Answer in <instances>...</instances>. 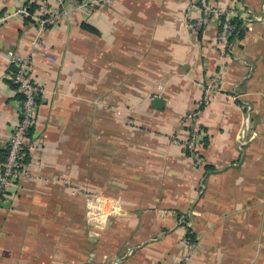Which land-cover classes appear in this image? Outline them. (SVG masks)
I'll list each match as a JSON object with an SVG mask.
<instances>
[{"label":"crops","instance_id":"crops-1","mask_svg":"<svg viewBox=\"0 0 264 264\" xmlns=\"http://www.w3.org/2000/svg\"><path fill=\"white\" fill-rule=\"evenodd\" d=\"M209 1L244 30L225 50L216 21L188 25L201 15L188 0H113L43 31L32 176L2 204L0 264H173L187 233L190 264H264V0ZM38 2L0 0V14ZM35 31L0 25V170L21 101L6 52ZM215 76L196 165L188 115Z\"/></svg>","mask_w":264,"mask_h":264},{"label":"built area","instance_id":"built-area-1","mask_svg":"<svg viewBox=\"0 0 264 264\" xmlns=\"http://www.w3.org/2000/svg\"><path fill=\"white\" fill-rule=\"evenodd\" d=\"M113 0H77L72 7L68 6L67 0H57L50 3V0H39L37 7L30 9L29 3H25L18 8L5 10L0 14V25L20 16L32 22L36 31L30 40L28 51L19 55L12 50L6 52L7 61L13 66L9 79L14 89L21 95L20 106L17 111L15 125L7 140L6 155L0 170V210L4 200L10 195L11 188L19 181L27 179L32 174L25 168L24 160L26 151L33 146L28 137L34 128L36 108L39 97L43 94V88L30 79L29 70L32 60L36 56H42L52 60L53 56L47 52L46 44L42 41V33L47 28L57 24L59 20L72 13L89 14L95 8L102 5L111 4ZM190 8H199L201 15L191 20L186 16L189 26L196 29L207 28L208 25L216 21L218 25L217 44L221 49H226L229 45V36L236 29L233 20L236 18L235 9L229 7L224 9L209 0H188ZM219 76L210 78L208 83L202 85V95L198 100V107H205L209 104L212 95L219 92ZM190 121V137L185 142V148L189 151L190 157L196 165L202 163L199 148L202 145L204 131L198 120V111H192L188 115ZM88 196V195H87ZM184 249L173 264H190L194 242L188 238H183Z\"/></svg>","mask_w":264,"mask_h":264},{"label":"trees","instance_id":"trees-1","mask_svg":"<svg viewBox=\"0 0 264 264\" xmlns=\"http://www.w3.org/2000/svg\"><path fill=\"white\" fill-rule=\"evenodd\" d=\"M29 6H30V9L31 10H33V9H35L36 7H37V5L36 4H32V3H29ZM233 22H234V24L236 25V29L234 30V32L229 36V42L233 39V38H235V37H241L242 35H243V32H244V30H243V28H242V24H241V21L239 20V19H237V18H234V20H233ZM21 99H22V97H21ZM201 108H203V107H197V109L195 110V111H200L201 110ZM201 128H202V126H201ZM203 129V128H202ZM204 131V130H203ZM202 145L201 146H204L205 144H206V139H205V137L203 136V138H202ZM187 151V150H186ZM188 152V154H189V151H187ZM200 152V151H199ZM199 155H201V154H199ZM189 156H190V154H189ZM194 161V160H193ZM186 238H188L189 240H191V241H195V239H194V237H193V235L192 234H189V233H187V235H186Z\"/></svg>","mask_w":264,"mask_h":264},{"label":"water","instance_id":"water-1","mask_svg":"<svg viewBox=\"0 0 264 264\" xmlns=\"http://www.w3.org/2000/svg\"><path fill=\"white\" fill-rule=\"evenodd\" d=\"M162 100H161V98H159V97H155L154 99H153V105L155 106V107H160L161 106V102Z\"/></svg>","mask_w":264,"mask_h":264},{"label":"rangeland","instance_id":"rangeland-1","mask_svg":"<svg viewBox=\"0 0 264 264\" xmlns=\"http://www.w3.org/2000/svg\"><path fill=\"white\" fill-rule=\"evenodd\" d=\"M183 240V239H182Z\"/></svg>","mask_w":264,"mask_h":264}]
</instances>
